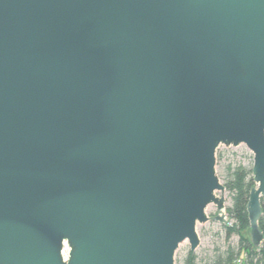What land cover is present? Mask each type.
<instances>
[{
  "label": "water",
  "instance_id": "1",
  "mask_svg": "<svg viewBox=\"0 0 264 264\" xmlns=\"http://www.w3.org/2000/svg\"><path fill=\"white\" fill-rule=\"evenodd\" d=\"M241 144L258 249L264 0H0V264H174Z\"/></svg>",
  "mask_w": 264,
  "mask_h": 264
},
{
  "label": "trees",
  "instance_id": "2",
  "mask_svg": "<svg viewBox=\"0 0 264 264\" xmlns=\"http://www.w3.org/2000/svg\"><path fill=\"white\" fill-rule=\"evenodd\" d=\"M223 185L230 197V206L226 207V216L229 225L224 226L225 237L232 235L238 237L236 245L228 244L224 249H215L213 255L202 264H264V219L259 220V227L263 234V241L255 249L248 237L249 221L246 204L250 189L254 186L251 168L237 164L228 165L225 169ZM262 215L264 213V200L261 198ZM182 264H196L195 256L190 252Z\"/></svg>",
  "mask_w": 264,
  "mask_h": 264
},
{
  "label": "rangeland",
  "instance_id": "3",
  "mask_svg": "<svg viewBox=\"0 0 264 264\" xmlns=\"http://www.w3.org/2000/svg\"><path fill=\"white\" fill-rule=\"evenodd\" d=\"M215 170L220 182L223 184L225 177V169L228 165L234 166L237 164L252 168L253 155L244 144L239 146H223L220 145L215 153ZM219 195V193H218ZM264 200V197L262 198ZM225 207L230 206V197L225 192ZM216 214V207L214 204L208 205L206 215L208 217ZM264 219V213L262 215ZM226 219L228 220L227 216ZM223 224L218 222H206L196 225V233L199 239V245L192 255L195 256V263L202 264L205 260L209 259L215 249H224L228 244L236 245L238 237L236 235L230 236L228 239L225 237V230ZM189 243L187 240L179 244L178 249L174 255V264H182L184 258L189 253ZM67 253V247L64 249V255Z\"/></svg>",
  "mask_w": 264,
  "mask_h": 264
},
{
  "label": "bare ground",
  "instance_id": "4",
  "mask_svg": "<svg viewBox=\"0 0 264 264\" xmlns=\"http://www.w3.org/2000/svg\"><path fill=\"white\" fill-rule=\"evenodd\" d=\"M207 209V208H206ZM206 211V210H205Z\"/></svg>",
  "mask_w": 264,
  "mask_h": 264
}]
</instances>
